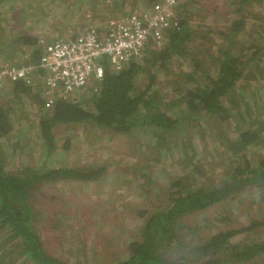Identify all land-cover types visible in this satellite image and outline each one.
Listing matches in <instances>:
<instances>
[{
	"label": "trees",
	"instance_id": "obj_1",
	"mask_svg": "<svg viewBox=\"0 0 264 264\" xmlns=\"http://www.w3.org/2000/svg\"><path fill=\"white\" fill-rule=\"evenodd\" d=\"M59 1L68 2L0 0V60L38 63L45 46L34 31L36 24L24 28L21 23L9 33L5 27L11 16L19 21V13L23 22L40 23ZM105 1L106 10L131 4L125 17L164 0ZM179 2V22L166 30L164 43L152 39L141 57L119 69L107 56L101 58V80L58 97L49 108L38 76L30 82H6L0 89V264H75L46 247L33 200L47 185L87 184L107 171L105 163L52 162L56 151L71 147L70 131L77 128L122 140L117 153L123 157L145 158L147 165L133 174L140 173L146 192L152 189L145 171L156 170L168 182L163 204L138 212L142 222L129 256L110 264H256L264 259V216L240 226L227 206L252 188L262 191L264 202V0H227L239 7L221 28L196 24L188 4ZM91 28L103 37L100 26ZM30 111L36 115L33 127L45 159L14 168L8 157L26 155L19 129ZM13 115L21 121L15 122ZM200 137L213 140L214 147L205 151L212 163L197 159ZM213 163L216 168L209 170ZM174 166L180 173L172 172ZM217 168L220 180L213 174ZM70 217L55 211L48 219L56 231ZM204 223L209 225L207 238L195 242L191 236Z\"/></svg>",
	"mask_w": 264,
	"mask_h": 264
},
{
	"label": "rangeland",
	"instance_id": "obj_2",
	"mask_svg": "<svg viewBox=\"0 0 264 264\" xmlns=\"http://www.w3.org/2000/svg\"><path fill=\"white\" fill-rule=\"evenodd\" d=\"M184 1L188 4V13L194 16L192 20L208 28L212 26L221 28L227 24L228 19H233L237 15L236 10L239 7L228 3L227 0H181V3ZM107 4L108 1L105 0L103 2L102 0H68L65 3L59 1L54 4L51 16L46 17L40 23L30 20L23 22L20 19L22 13L17 15L19 21L12 19L11 16L5 32H11L21 26V23H25L24 28L36 24L34 31L44 46L58 40L73 38L92 26H100L104 33L109 21L126 18L127 16L121 17L124 15L123 11L127 12L131 7V4H127L123 10L116 8L106 10ZM141 7L137 10L147 11L149 9ZM164 42L163 40L157 41L158 45ZM24 56L28 57L27 53ZM3 97L4 95L0 96V100H3ZM15 106L18 107L17 102ZM28 116V119L22 118V121L17 115L12 116L15 122L21 121V125L23 122L22 130L19 129V131L23 134V144H26L25 156L20 158V156L10 154L8 157L9 164L14 168H18L23 162L38 165L45 159L43 153L39 154V151L43 149L42 141L37 138V132L33 127L36 124V115L30 111ZM73 131H70L73 136L71 147L63 152L56 151L52 162L58 165H102L105 163L108 169L91 183L77 182L67 185L65 182L58 181L59 183L39 189L33 200L39 216L37 226L46 240V247L53 254L63 255L75 264L117 263L118 260L129 256V244L142 222V219L138 217V212L145 208L153 210L161 206L163 204L162 195L167 192L168 182L167 179L159 177L160 174L156 170L145 171L149 174L145 182L147 185L150 184L149 188L152 189L146 192L141 186V181L144 180L141 179L140 173L133 174L136 168L147 165L145 158L136 157L137 159H134L132 156L126 158L118 154L119 145L117 144H121L122 140L115 142L102 132L94 130L90 132L82 128L73 129ZM181 140H183L182 136ZM107 146L110 149H107ZM207 147L208 149L214 147L213 140L209 137H200L195 144L197 159L200 158L208 164L214 160L213 158L208 159L210 156L205 152ZM30 157H33L32 162H28ZM216 165V163L210 164L212 168L209 170L215 169ZM219 170L217 168L213 171L216 180L222 177ZM173 171L180 173L181 168L174 166ZM205 176V181H209V174ZM244 191L247 192L235 196L231 205H227L233 213L234 222L240 226L247 225L252 218L262 219L264 216V202H260L262 191L256 188ZM255 198L257 200H254ZM55 211H64L72 216L65 223H61L59 225L61 227L56 231L49 222L52 218L48 219V216ZM226 214L227 212L224 213ZM53 219L59 220L55 217ZM206 226V223L200 225V229H197L195 235L191 236L196 240L195 242L207 238L209 225ZM182 253L185 254V252ZM27 264L30 262L27 261ZM256 264H264V259Z\"/></svg>",
	"mask_w": 264,
	"mask_h": 264
},
{
	"label": "built area",
	"instance_id": "obj_3",
	"mask_svg": "<svg viewBox=\"0 0 264 264\" xmlns=\"http://www.w3.org/2000/svg\"><path fill=\"white\" fill-rule=\"evenodd\" d=\"M178 3L179 0H164L142 14L111 20L102 38L91 28L75 38L48 44L38 63L13 64L0 60V89L6 82L19 79L30 82L38 76L44 84L49 108L58 97H68L90 82L101 80L104 75L101 58L107 56L119 69L141 57L152 39L161 42L166 30L179 22Z\"/></svg>",
	"mask_w": 264,
	"mask_h": 264
}]
</instances>
